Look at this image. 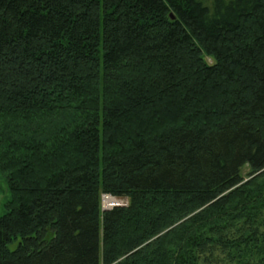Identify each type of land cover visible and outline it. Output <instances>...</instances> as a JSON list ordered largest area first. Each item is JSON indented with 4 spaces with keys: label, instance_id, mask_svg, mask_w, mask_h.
<instances>
[{
    "label": "trees",
    "instance_id": "1",
    "mask_svg": "<svg viewBox=\"0 0 264 264\" xmlns=\"http://www.w3.org/2000/svg\"><path fill=\"white\" fill-rule=\"evenodd\" d=\"M0 172V264H264V0H0Z\"/></svg>",
    "mask_w": 264,
    "mask_h": 264
},
{
    "label": "rangeland",
    "instance_id": "2",
    "mask_svg": "<svg viewBox=\"0 0 264 264\" xmlns=\"http://www.w3.org/2000/svg\"><path fill=\"white\" fill-rule=\"evenodd\" d=\"M209 62H212V60H209ZM249 167H246L243 170V176L245 177V181H248L250 177H248L249 174ZM104 198V197H103ZM115 198V197H114ZM119 202L118 205L119 206H127V204L129 203L128 200L126 199H118L116 198ZM10 200V192H9V188H8V183L6 182V177L0 172V217L3 216L6 213V203ZM103 206H104V200H103ZM117 205H114L112 208H114ZM16 247V245H11L10 248L14 249Z\"/></svg>",
    "mask_w": 264,
    "mask_h": 264
},
{
    "label": "bare ground",
    "instance_id": "3",
    "mask_svg": "<svg viewBox=\"0 0 264 264\" xmlns=\"http://www.w3.org/2000/svg\"><path fill=\"white\" fill-rule=\"evenodd\" d=\"M103 200H104V207L105 208H111L114 205H117L119 202L116 198H114L110 195H105Z\"/></svg>",
    "mask_w": 264,
    "mask_h": 264
},
{
    "label": "water",
    "instance_id": "4",
    "mask_svg": "<svg viewBox=\"0 0 264 264\" xmlns=\"http://www.w3.org/2000/svg\"><path fill=\"white\" fill-rule=\"evenodd\" d=\"M172 18H173V16H172Z\"/></svg>",
    "mask_w": 264,
    "mask_h": 264
}]
</instances>
